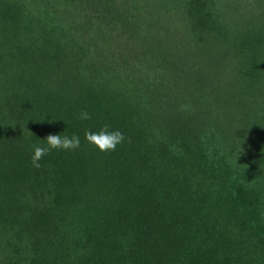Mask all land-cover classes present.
<instances>
[{
  "label": "trees",
  "instance_id": "trees-1",
  "mask_svg": "<svg viewBox=\"0 0 264 264\" xmlns=\"http://www.w3.org/2000/svg\"><path fill=\"white\" fill-rule=\"evenodd\" d=\"M0 264H264V0H0Z\"/></svg>",
  "mask_w": 264,
  "mask_h": 264
},
{
  "label": "clouds",
  "instance_id": "clouds-1",
  "mask_svg": "<svg viewBox=\"0 0 264 264\" xmlns=\"http://www.w3.org/2000/svg\"><path fill=\"white\" fill-rule=\"evenodd\" d=\"M79 119H91L87 111L79 114ZM44 146H37L33 149L30 157L32 167H41V159L52 150H75L80 147V137L76 134L69 136H61L59 134H50L45 139ZM85 140L88 144L94 146L101 152L115 151L117 146L125 141L124 134L119 130H109V125L104 124L99 131L88 130L85 132Z\"/></svg>",
  "mask_w": 264,
  "mask_h": 264
}]
</instances>
